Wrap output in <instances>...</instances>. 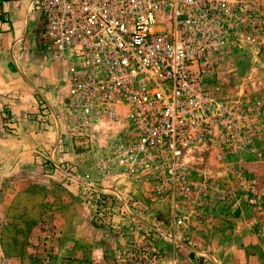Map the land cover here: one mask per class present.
<instances>
[{
	"label": "rangeland",
	"instance_id": "1",
	"mask_svg": "<svg viewBox=\"0 0 264 264\" xmlns=\"http://www.w3.org/2000/svg\"><path fill=\"white\" fill-rule=\"evenodd\" d=\"M256 23L202 74L234 125L227 140L184 150L183 183L117 163L109 147L124 139L121 124L74 121L68 74L53 106L28 113L29 127L2 121L0 138L11 135L0 145V264H264V19Z\"/></svg>",
	"mask_w": 264,
	"mask_h": 264
},
{
	"label": "built area",
	"instance_id": "2",
	"mask_svg": "<svg viewBox=\"0 0 264 264\" xmlns=\"http://www.w3.org/2000/svg\"><path fill=\"white\" fill-rule=\"evenodd\" d=\"M35 7L45 50L69 63L63 95L73 120L118 121L124 139L109 150L127 170L183 183L185 149L229 138L233 111L202 74L264 19V0H36Z\"/></svg>",
	"mask_w": 264,
	"mask_h": 264
},
{
	"label": "crops",
	"instance_id": "3",
	"mask_svg": "<svg viewBox=\"0 0 264 264\" xmlns=\"http://www.w3.org/2000/svg\"><path fill=\"white\" fill-rule=\"evenodd\" d=\"M35 2L0 0V123L10 120L18 131L29 127V112L40 110L45 102L53 106L59 98L54 84L68 74L69 63L54 59L42 44L44 21ZM27 69H34L29 71L34 72L31 79ZM46 71L51 73L49 80L43 78ZM8 135L4 132L0 145Z\"/></svg>",
	"mask_w": 264,
	"mask_h": 264
}]
</instances>
